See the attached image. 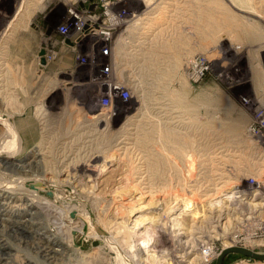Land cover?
Here are the masks:
<instances>
[{"label":"rangeland","instance_id":"rangeland-1","mask_svg":"<svg viewBox=\"0 0 264 264\" xmlns=\"http://www.w3.org/2000/svg\"><path fill=\"white\" fill-rule=\"evenodd\" d=\"M23 1L0 0V115L22 135L25 152L18 158L23 159L36 144L43 145L44 176L53 184L51 189L37 186L39 193L50 199L53 191H62L64 197L58 196L57 206L72 204L91 218L94 227L86 224L84 231L73 233L76 249L87 258L72 255L70 260L76 259L70 264H217L230 247L264 253V0H163L166 4L151 0L149 6L145 5L148 0L117 3L118 9L137 10L138 15L153 20H146L145 28L141 20L135 22L137 16L114 30L112 75L132 93L127 101L117 96L115 113L100 103L101 92L93 80L95 69L78 67L71 52L57 45V28L66 20L65 0H45L37 10L27 9L24 27L13 29L12 20L20 15ZM149 22L152 28H147ZM47 28L52 31V43L46 42V48L48 43L53 57L42 65L39 53L45 48ZM192 63H198L196 71L202 64L208 69L197 74ZM193 153L198 159L194 160ZM202 170L205 174L211 170V174L207 177ZM7 172L6 180L16 177ZM221 172L222 177L215 175ZM215 176L224 181L218 184L221 191L234 187L242 194H236L232 202L215 203L221 199L217 197L220 190L215 197L213 191L206 192L214 187ZM184 197L193 202L187 211H183ZM143 204L150 208L141 211ZM142 216L152 218L143 226L152 227L153 241L150 247L136 244L133 251L121 237L124 232L116 233L115 227L125 223L124 218L123 228L131 229ZM142 231L143 227L138 232ZM201 249L209 254L204 262L199 259ZM30 250L22 245L20 252L14 251L23 259L16 261L24 264L31 258L27 256L34 257ZM225 264L264 261L230 254Z\"/></svg>","mask_w":264,"mask_h":264},{"label":"bare ground","instance_id":"bare-ground-1","mask_svg":"<svg viewBox=\"0 0 264 264\" xmlns=\"http://www.w3.org/2000/svg\"><path fill=\"white\" fill-rule=\"evenodd\" d=\"M45 0H24L23 2L28 5L31 6V8H29L28 6H25L24 3L21 4V7L19 8L20 10V15L18 17L13 18L12 20V25L13 29L16 26L18 27H24L23 26V20L25 19V17L28 15L26 14V10L27 9H33V10H37L38 7H41L43 5ZM153 1V0H152ZM163 1V0H162ZM167 1V0H166ZM192 1V0H191ZM242 1V0H241ZM244 1V0H243ZM242 1V2H243ZM250 1V0H249ZM253 1V0H252ZM251 1V2H252ZM147 4H145L146 6L151 2V0L146 1ZM160 2V1H159ZM164 2V1H163ZM169 2V1H167ZM143 3V1H142ZM165 3V2H164ZM166 4V3H165ZM169 4V3H168ZM246 4H248L246 2ZM245 4V5H246ZM252 4V3H251ZM162 5V4H160ZM243 5V3H242ZM250 4H248L249 6ZM158 6V5H157ZM170 6V4H169ZM186 6V5H185ZM172 7V6H171ZM180 7V6H179ZM247 7V6H245ZM250 7V6H249ZM154 8V7H153ZM157 8V7H155ZM160 8V7H159ZM163 8V6H162ZM166 8H168L166 6ZM177 8V7H176ZM184 8V7H183ZM164 10V9H162ZM180 10V9H178ZM165 11V10H164ZM162 12V11H161ZM171 12V10H170ZM168 13V12H167ZM147 14V13H146ZM161 16V15H160ZM153 17V16H152ZM157 17V16H156ZM28 17H26L27 19ZM151 19L153 20V18H149L146 17L144 18H140L138 20H135V22L140 21L142 22L141 25L143 24H148V22H146V20L151 21ZM145 20V22H144ZM16 22V23H14ZM140 22V23H141ZM166 22V21H165ZM164 22V23H165ZM139 23V24H140ZM153 23V21H152ZM151 23V24H152ZM158 23V22H156ZM138 24V23H137ZM138 24V25H139ZM150 25V22H149ZM164 25V24H163ZM144 26V25H143ZM142 26V27H143ZM147 26V25H146ZM146 26H144L146 28ZM156 26V25H154ZM141 27V26H140ZM153 26H148L147 28H152ZM155 28V27H154ZM16 29V28H15ZM22 29V28H21ZM142 29V28H141ZM140 29V30H141ZM19 30V29H18ZM50 29H48L49 31ZM28 31V30H26ZM47 31V33H48ZM146 31V30H145ZM161 31V29H160ZM139 33V32H138ZM159 33V32H158ZM14 34V33H11ZM29 34V33H28ZM147 34V33H146ZM31 35V34H30ZM137 35V34H136ZM140 35V33H139ZM144 35V34H143ZM146 36V35H145ZM262 37V36H261ZM12 38V37H11ZM139 37H136V40H133L132 45L134 46L137 39ZM145 38V37H144ZM153 38V37H152ZM157 38V36H156ZM8 39V38H7ZM142 39V38H141ZM48 38L46 40V42H48ZM132 41V40H131ZM45 42V45H46ZM57 42V41H56ZM55 42V43H56ZM54 43V44H55ZM142 44H144V42H142ZM141 44V45H142ZM149 44V43H148ZM56 45V44H55ZM153 45V44H152ZM154 46V45H153ZM47 47H48V43H47ZM54 47V46H53ZM150 47V46H149ZM46 48V47H45ZM149 49V48H148ZM156 49V48H155ZM45 49V54L47 55ZM216 50V49H215ZM142 51V50H141ZM212 51V50H211ZM148 52V51H147ZM123 53V52H122ZM136 53V52H135ZM142 53V52H140ZM220 53V51L218 52ZM147 54V53H146ZM156 54V53H155ZM214 54V53H213ZM45 55V56H46ZM132 55V54H131ZM218 55V54H217ZM215 55V56H217ZM137 56V55H136ZM210 56V55H209ZM212 56V54H211ZM220 57V56H219ZM137 58V57H136ZM209 58V57H208ZM123 60V59H122ZM125 60V59H124ZM191 60V59H190ZM189 60V61H190ZM209 60L211 61V59L209 58ZM139 64V63H138ZM2 66V65H0ZM139 66V65H138ZM141 66V65H140ZM142 68V66H141ZM140 68V69H141ZM144 69V68H143ZM141 72V71H140ZM134 74V73H133ZM244 80V79H243ZM248 82L245 80V83ZM237 83V82H236ZM83 86V85H82ZM136 87V86H135ZM91 88V87H90ZM256 94V93H255ZM2 98V97H1ZM181 100V99H179ZM5 101V100H3ZM177 102V101H176ZM258 102V101H257ZM3 103V102H1ZM138 103V102H137ZM6 104V101H5ZM1 105V104H0ZM4 105V104H3ZM2 105V106H3ZM1 106V107H2ZM6 106V105H5ZM264 106V105H263ZM160 107V106H159ZM5 108V107H3ZM2 108V109H3ZM161 108V107H160ZM10 109V108H9ZM138 109V108H137ZM155 109V108H154ZM156 110V109H155ZM164 110V109H163ZM176 110V109H175ZM3 111H5L3 109ZM7 111V110H6ZM153 111V110H152ZM165 111V110H164ZM162 113H165V112ZM173 111V109H172ZM147 112V111H146ZM155 112V111H154ZM167 112V111H166ZM156 113V112H155ZM169 113V112H167ZM172 113V112H171ZM9 114V112H8ZM12 114V113H10ZM15 114V112H14ZM20 114V113H19ZM143 114V113H142ZM151 114V113H150ZM160 114V113H159ZM176 114V113H175ZM165 115H169V114H165ZM174 115V114H173ZM172 115V116H173ZM10 116V115H9ZM12 116V115H11ZM14 116V115H13ZM144 116V115H143ZM148 116V115H147ZM157 116V115H156ZM3 116L0 115V264H23V263H18L17 261L19 260L18 258V253H13L15 252H20L22 245L28 247L29 249H31L32 251L35 252V256H27V257H31L30 259L27 260V262H25L24 264H64V262H69L68 264H70L73 260L71 257L72 255H75L77 257L80 258H87V254H84L82 251H79V249H76L77 245H76V239L75 236H73L74 232H82L84 231V228L86 226V224H90L91 226L93 225L91 222V218L88 217L87 214H82V210L80 211L78 209V207H74V206H70L72 204H68L69 206L66 207H61V206H57L56 204V199L58 198V196H62L63 192L62 191H53V196H51V198L47 199L45 198L44 194L42 195L41 193H39L40 188H46V189H51L52 188V184H50L46 177L44 176V174H46L47 172V168H44V163H45V153H44V149H43V145L41 144H36V146L34 148H31L27 151V154L25 157H23V159L18 158V156L22 153H24L25 151H23V145H22V135H20L18 129L16 128L15 124L7 121L6 119L2 118ZM164 117V116H162ZM181 117V116H180ZM179 117V118H180ZM183 117V116H182ZM152 118V117H151ZM264 118V117H263ZM129 119V118H128ZM145 119V118H143ZM147 119V117H146ZM158 119V118H157ZM168 119V118H167ZM173 119V118H172ZM175 119V118H174ZM177 119V118H176ZM181 119V118H180ZM9 120V119H8ZM141 120V118H140ZM165 120V119H164ZM178 120V119H177ZM182 120V119H181ZM127 121V120H126ZM147 121V120H146ZM180 122V121H179ZM128 123V122H127ZM139 123V122H138ZM141 123V122H140ZM149 123V122H148ZM157 123V122H156ZM163 123V122H162ZM166 123V122H164ZM167 123H171V122H167ZM174 123V122H173ZM184 123V122H183ZM182 123V124H183ZM42 124V123H41ZM186 124V122H185ZM249 124V123H248ZM48 125V124H47ZM152 125V124H151ZM155 125V124H154ZM158 125V124H157ZM176 125V124H175ZM126 126V125H125ZM130 126V125H129ZM123 127V126H121ZM139 127V126H138ZM166 127V126H165ZM182 127V126H181ZM142 128V127H141ZM139 128V129H141ZM157 128V127H155ZM159 128V127H158ZM170 128V127H169ZM174 128V127H173ZM120 129V128H119ZM123 129V128H122ZM128 129V128H127ZM131 129V128H130ZM164 129V128H163ZM43 130V129H42ZM132 130V129H131ZM142 130V129H141ZM171 130V129H170ZM246 130V129H245ZM48 132V130H46ZM120 131V130H119ZM160 131V129H159ZM166 131V130H165ZM247 131V130H246ZM44 132V131H43ZM116 132V131H115ZM162 132V130H161ZM169 132V131H168ZM249 132V131H248ZM46 133V132H45ZM44 133V134H45ZM137 133V132H136ZM135 133V134H136ZM167 131L164 133L166 134ZM172 133V132H171ZM252 133V132H251ZM47 134V133H46ZM49 134V133H48ZM161 134V133H160ZM43 135V134H42ZM126 135V134H125ZM234 135V134H233ZM237 135V134H236ZM45 136V135H43ZM163 136V135H162ZM165 136V135H164ZM241 136V135H238ZM46 137V136H45ZM44 137V138H45ZM50 137V136H49ZM118 137V136H117ZM233 137V136H232ZM236 137V136H235ZM4 138H9L10 140L7 142L4 141ZM43 139V138H41ZM123 139V138H122ZM128 137H125L124 140H127ZM231 139V138H230ZM241 139V138H240ZM239 139V140H240ZM3 140V141H2ZM235 140V139H234ZM263 140V139H262ZM46 142V140H44ZM44 141H42L44 143ZM120 141V140H119ZM123 141V140H122ZM40 143V142H39ZM118 143V142H117ZM201 143V142H200ZM264 143V141H263ZM124 144L126 145V143L124 142H120L119 145ZM128 144V143H127ZM199 144V143H198ZM197 144V145H198ZM45 145V144H44ZM49 145V143H48ZM47 146V145H46ZM122 146V145H121ZM129 146V145H128ZM127 146V147H128ZM199 146V145H198ZM42 147V148H41ZM131 147V146H130ZM223 147V146H222ZM119 148V147H118ZM122 148V147H121ZM120 148V149H121ZM48 149V148H46ZM51 148H49L50 150ZM128 149V148H127ZM220 149V148H219ZM225 149V148H224ZM223 149L222 152H224L225 150ZM118 150V149H117ZM123 150V149H122ZM125 150V148H124ZM130 150V149H129ZM222 150V149H221ZM47 151V150H46ZM45 151V152H46ZM119 151V150H118ZM117 151V153H118ZM132 151V149H131ZM130 151V152H131ZM48 152V151H47ZM50 152V151H49ZM48 152V153H49ZM221 152V151H219ZM218 152V153H219ZM215 153V152H214ZM213 153V154H214ZM50 154L52 155V153L50 152ZM122 154V153H121ZM148 154V153H147ZM194 154V153H193ZM191 156H194V160H195V154ZM200 154V153H199ZM217 154V153H216ZM216 154L214 156H216ZM49 155V154H48ZM149 155V154H148ZM147 155V156H148ZM219 155V154H218ZM146 156V155H145ZM156 156V155H154ZM158 156V155H157ZM203 156V155H201ZM213 156V157H214ZM223 156V153H222ZM221 154L219 157H222ZM264 156V155H263ZM50 157V156H48ZM151 157V155H150ZM212 157V159H213ZM51 158V157H50ZM124 158V157H122ZM121 158V159H122ZM144 158V157H143ZM200 158V157H199ZM204 158V157H203ZM202 158V159H203ZM49 159V158H48ZM71 159V158H70ZM132 159V158H131ZM147 159V158H146ZM198 159V157H197ZM206 159V158H204ZM216 159V158H215ZM264 159V158H263ZM67 160V158L65 159ZM191 160V159H190ZM200 160V159H199ZM223 160V159H222ZM53 161V160H50ZM69 161V160H67ZM198 161V160H197ZM201 161V160H200ZM261 161V160H260ZM66 162V161H65ZM71 162V161H69ZM148 162V161H147ZM220 162V161H219ZM263 162V161H262ZM53 163V162H52ZM72 163V162H71ZM199 163V162H198ZM217 163V162H216ZM47 164V161H46ZM54 164V163H53ZM65 164H70V163H65ZM73 164V163H72ZM71 164V165H72ZM75 164V163H74ZM188 164V163H187ZM218 164V163H217ZM259 164V163H258ZM261 164V163H260ZM52 165V164H51ZM66 165V166H67ZM78 165V164H77ZM139 165V164H138ZM193 165V164H192ZM263 165V164H262ZM55 166V165H54ZM70 166V165H69ZM68 166V167H69ZM83 166V165H81ZM105 166V165H104ZM190 166V165H189ZM201 166V165H200ZM228 166V165H227ZM47 167V166H46ZM50 167L49 162H48V168ZM65 167V166H64ZM63 167V168H64ZM75 167V166H74ZM89 167V165H88ZM138 167V166H137ZM148 167V166H147ZM202 167V166H201ZM56 168V167H54ZM62 168V167H60ZM70 168V167H69ZM45 169V170H44ZM52 169V168H51ZM74 169V168H73ZM87 169V168H86ZM103 169V168H102ZM105 169V168H104ZM139 169V167H138ZM145 169V168H144ZM56 170V169H55ZM62 170V169H61ZM67 169H64V171H66ZM71 170V169H70ZM92 170V169H91ZM100 170V169H99ZM137 170V169H136ZM205 170V168H204ZM214 170V169H211ZM208 170V171H211ZM217 170V169H216ZM215 170V171H216ZM7 171H10L9 173H11L12 175L16 176L14 177L12 180H6L4 177H6V173H8ZM49 171V170H48ZM52 174V171L54 172V170H50ZM58 171V170H57ZM103 171V170H102ZM148 171V170H147ZM189 171L190 173L193 172ZM207 173H210L208 172ZM220 171V170H219ZM218 171V172H219ZM36 172V173H35ZM69 172V171H68ZM71 172V171H70ZM101 172V171H100ZM137 172V171H136ZM140 172V171H139ZM138 172V174H139ZM205 171L202 170V173H204ZM217 172V173H218ZM260 172V171H259ZM35 173V174H34ZM55 173V172H54ZM58 173V172H57ZM148 173V172H147ZM185 173V171H184ZM206 173V174H207ZM213 173V172H212ZM223 172H221V174H216L215 175H220L222 177ZM230 173V172H227ZM226 173V174H227ZM37 174V175H36ZM66 174V173H65ZM100 173H98L99 175ZM196 174V173H195ZM205 174V173H204ZM205 174V175H206ZM211 174V173H210ZM209 174V178L211 177V175ZM255 174V172H254ZM10 175V174H8ZM61 175V174H60ZM101 175V174H100ZM99 175V176H100ZM187 175V174H186ZM214 175V173H213ZM55 176V174H54ZM148 176V175H147ZM207 176V175H206ZM56 177V176H55ZM82 177V175H81ZM84 177V176H83ZM149 177V176H148ZM208 177V176H207ZM213 177V176H212ZM216 177V176H215ZM221 177H216L215 182H213L214 187L209 188L206 190V192H214L212 194L218 193V190H220V185L218 186L219 183H221L223 181V179H221ZM225 177V176H224ZM228 177V176H227ZM230 177V176H229ZM80 178V177H79ZM98 178V177H97ZM139 178V176H138ZM142 178V177H141ZM180 178V177H179ZM248 178V176H247ZM253 178V177H252ZM255 178V177H254ZM59 179V178H58ZM82 179V178H81ZM145 179V178H144ZM147 179V178H146ZM246 179V178H245ZM256 179V178H255ZM258 179V178H257ZM148 180V179H147ZM179 180V179H178ZM222 180V181H220ZM230 180V179H229ZM57 181V180H56ZM80 181V180H79ZM97 181V180H96ZM99 181V180H98ZM140 181V179H139ZM138 181V182H139ZM188 181V180H187ZM209 181V180H208ZM206 182L207 184L210 182ZM210 181H213V179H211ZM177 182V181H176ZM224 182V181H223ZM256 182V181H254ZM140 183V182H139ZM203 183V182H202ZM229 183V182H228ZM61 184V183H60ZM142 184V183H141ZM179 184V183H178ZM206 184V185H207ZM225 184V183H224ZM241 184V183H240ZM255 184V183H254ZM82 185V184H81ZM99 185V184H98ZM212 185V186H213ZM229 185V184H228ZM37 186H40V188L38 189ZM183 186V185H182ZM188 186V185H187ZM194 186V185H193ZM204 188V184L202 185ZM218 186V187H217ZM225 185H223L224 187ZM186 187V186H185ZM207 187H211V186H207ZM228 187V186H227ZM252 187V185H251ZM260 187V186H258ZM95 188V187H94ZM184 188V187H182ZM249 188V187H248ZM247 188V189H248ZM189 189V188H188ZM260 189V188H258ZM161 190V189H160ZM158 190V191H160ZM185 191V190H184ZM202 191V190H201ZM42 192H46L43 191ZM175 192V191H174ZM178 192V191H177ZM197 192V191H196ZM150 194V192H148ZM220 196L217 197H221L220 200L215 201V203H225L226 202H232L233 199H235L237 196L236 194H239L242 192H235L234 191V187L229 188V189H225V190H220L219 192ZM182 194V193H181ZM244 194V193H243ZM247 194V193H246ZM203 195V194H202ZM209 195V193H208ZM204 196V195H203ZM207 197V195H205ZM213 196V195H212ZM64 196H62L61 198H63ZM144 197V196H143ZM167 197V196H166ZM169 197V196H168ZM210 197V196H209ZM207 197V198H209ZM212 197V200L213 198ZM216 197V198H217ZM181 198V196H180ZM211 198V197H210ZM173 199V198H172ZM56 200V201H55ZM93 200V199H92ZM140 200V199H139ZM138 200V201H139ZM159 200V199H158ZM177 200V198L175 199V201ZM206 200V199H205ZM145 201V200H144ZM168 201V200H167ZM182 201V199H181ZM67 202V201H66ZM151 202V201H150ZM165 202V201H164ZM183 202L185 208L183 209V211H187V209H189L190 206H192L193 202L190 198H183ZM214 201L210 202V206H214L215 203H213ZM142 203V201H141ZM144 203V202H143ZM146 203V202H145ZM153 202L149 203L150 205H152ZM156 203V202H155ZM62 204V203H61ZM149 204H143V206L141 205L140 210L142 211L144 208L148 207ZM178 204V203H177ZM206 204V203H205ZM74 205V204H73ZM108 205V204H107ZM155 205V204H154ZM152 205V206H154ZM165 205V204H164ZM167 205V204H166ZM218 205V204H217ZM220 205V204H219ZM259 205V204H258ZM64 206V205H63ZM111 206V205H110ZM179 206V205H178ZM195 206V205H194ZM209 206V207H210ZM100 207V206H99ZM155 207V206H154ZM170 207V206H169ZM174 207V206H173ZM101 208V207H100ZM134 208V207H131ZM150 208V207H148ZM226 208V207H225ZM135 209V208H134ZM196 209V208H195ZM209 209V208H208ZM224 209V207H223ZM104 210V209H103ZM133 211V209H131ZM130 210V211H131ZM139 210V211H140ZM171 210V209H170ZM221 210V208L219 209V211ZM115 211V210H114ZM128 211V213L130 212ZM167 211V210H166ZM176 211V210H175ZM182 211V210H181ZM87 212V210H86ZM173 212V211H172ZM89 213V212H88ZM105 213V212H104ZM127 213V214H128ZM221 213V212H220ZM131 214V213H130ZM135 214V213H134ZM183 214V213H181ZM85 217H84V216ZM168 215V214H167ZM180 215V214H179ZM73 216V217H72ZM112 216V215H111ZM157 216V215H156ZM177 216V215H176ZM117 217V216H116ZM115 217V218H116ZM158 217V216H157ZM163 217V216H162ZM178 217V216H177ZM104 218V217H103ZM114 218V219H115ZM154 218V217H153ZM171 218V217H170ZM100 219V218H98ZM151 220L152 218L148 217V216H142V217H137V219L135 220V224L134 227L131 229H125L123 228L124 226H122L123 224L125 225L127 223V220L125 221L123 218V221L125 223H123L121 226H118L117 222L115 224H117V228L116 229V233H121L124 232L121 237L123 238L124 241H126V247H128V249L130 248L131 250H133L136 247V244H141V246H146L148 247L150 245V243L153 241L151 239L153 230L152 227H147V226H143L146 221ZM156 219V218H155ZM154 219V220H155ZM180 219V218H179ZM228 219V218H227ZM233 219V218H232ZM113 220V219H112ZM129 220V219H128ZM157 220V219H156ZM101 221V220H100ZM99 221V222H100ZM122 221V220H121ZM153 221V220H152ZM151 221V222H152ZM174 222L178 221V219H174ZM181 221V220H180ZM179 221V222H180ZM185 221H187L185 219ZM229 221V220H228ZM231 221V220H230ZM111 222V221H110ZM115 222V221H114ZM154 222V221H153ZM152 222V224H153ZM160 222V221H159ZM101 223V222H100ZM102 223H106L103 222ZM101 223V224H102ZM119 223V222H118ZM130 223V222H129ZM155 223V222H154ZM191 223V222H190ZM107 224V223H106ZM150 224V223H149ZM166 224V223H165ZM103 225V224H102ZM109 225V223L107 224V226ZM174 225V224H173ZM177 225V224H175ZM179 225V224H178ZM32 226H38V228L36 227L35 230H33V228L31 229ZM115 225H113L114 227ZM192 226V225H191ZM89 227V226H87ZM94 227V225H93ZM92 227V228H93ZM111 227V225L109 226V228ZM127 227V226H126ZM143 227V229H145V231L143 232H138L141 228ZM180 227V226H179ZM194 227V226H193ZM106 228V227H105ZM112 228V227H111ZM122 228L125 229L124 231H122ZM154 228V227H153ZM171 228V227H170ZM185 228V227H184ZM93 229H97V228H93ZM107 229V228H106ZM228 229V228H227ZM173 230V229H172ZM179 230V229H178ZM92 231V230H91ZM94 231V230H93ZM189 231V230H188ZM192 231V230H190ZM229 231V230H227ZM236 231V230H235ZM97 232V231H96ZM174 232V231H173ZM113 233V231H112ZM115 233V234H116ZM172 233V232H171ZM175 233V232H174ZM231 234V233H230ZM118 235V234H117ZM121 235V234H120ZM119 235V236H120ZM77 236V235H76ZM99 236V235H98ZM216 236V235H215ZM214 236V237H215ZM96 238V236H93ZM118 237V236H117ZM120 237V238H121ZM136 237V240H134V238ZM218 237V236H217ZM110 238V237H109ZM119 238V240H120ZM153 238V237H152ZM112 239V238H111ZM230 239V238H229ZM117 240V239H116ZM118 240V241H119ZM132 240V241H131ZM188 240V239H187ZM110 241V240H109ZM117 241V244H119ZM120 242V241H119ZM125 245V242H122ZM190 243V241H189ZM120 245V244H119ZM122 246V245H121ZM139 246V245H138ZM101 247V246H100ZM113 247V246H112ZM150 247V246H149ZM152 247V246H151ZM192 247V246H191ZM206 247V246H205ZM226 247H230V244L227 242L226 243ZM24 248V247H23ZM124 248V247H123ZM122 248V249H123ZM142 248V247H141ZM154 248V247H153ZM101 249V248H100ZM112 249V248H111ZM116 249V248H114ZM174 249V248H173ZM23 250V249H22ZM26 250V249H25ZM30 250V251H31ZM97 250V249H96ZM150 250V249H149ZM203 250V252L201 253V258L200 261H205L206 257L209 256V254L205 251L206 249H201ZM24 251V250H23ZM29 251V250H28ZM98 251V250H97ZM134 251V250H133ZM168 251V250H167ZM4 252H6L7 254H5L4 256ZM132 252V251H131ZM151 252V251H150ZM106 253V252H105ZM155 253V252H154ZM153 253V254H154ZM199 253V252H198ZM22 254V253H21ZM20 254V255H21ZM138 254V253H137ZM149 254V253H148ZM152 254V255H153ZM183 255V254H182ZM8 256V257H7ZM25 256V255H24ZM89 256V255H88ZM101 256V255H100ZM121 255H119L120 257ZM131 256V255H130ZM185 256V255H183ZM40 257V258H39ZM109 257V256H107ZM118 257V258H119ZM133 257V256H132ZM149 258V256H147ZM156 257V256H155ZM182 257V256H181ZM22 259V256L20 257ZM89 258V257H88ZM123 258V257H122ZM179 258V257H178ZM185 258V257H184ZM20 259V260H21ZM76 259V258H75ZM74 259V260H75ZM78 259V258H77ZM152 259V258H151ZM160 259V258H159ZM166 259V258H165ZM197 259V261L199 260ZM17 260V261H16ZM19 260V261H20ZM23 260V259H22ZM21 260V261H22ZM79 260V259H78ZM76 260V261H78ZM85 260V259H84ZM93 260V259H92ZM121 260V257L120 259ZM137 260V259H136ZM154 260V259H152ZM182 260V258H181ZM87 261V259H86ZM89 261V260H88ZM118 261V260H117ZM123 261V260H121ZM151 261V260H150ZM156 261V260H155ZM158 261V260H157ZM163 261V260H162ZM23 262V261H22ZM74 262V261H73ZM72 262V263H73ZM84 262V261H83ZM105 262V261H104ZM103 262V263H104ZM111 262V261H110ZM195 262V261H194ZM80 263V262H77ZM76 263V264H77ZM82 263V262H81ZM80 263V264H81ZM85 263V262H84ZM89 263V262H88ZM92 263V262H90ZM106 263V262H105ZM117 263V262H116ZM122 263V262H121ZM144 263V262H143ZM152 263V262H151ZM155 263V262H154ZM158 263V262H157ZM165 263V262H164ZM196 263H200L199 261ZM195 263V264H196ZM86 264V263H85ZM109 264V263H108ZM111 264V263H110Z\"/></svg>","mask_w":264,"mask_h":264},{"label":"built area","instance_id":"built-area-1","mask_svg":"<svg viewBox=\"0 0 264 264\" xmlns=\"http://www.w3.org/2000/svg\"><path fill=\"white\" fill-rule=\"evenodd\" d=\"M119 2L124 0H65L63 4L66 20L57 28V45L61 44L63 49L71 52L78 67L92 66L95 69L96 76L93 80L97 82V88L101 92L100 103L112 113L117 112L114 105L117 96L122 101H127L132 96L130 88L115 80L112 75L115 61L114 30L137 16L145 18L138 15L137 10L116 8ZM114 4L115 8H112ZM48 40L52 43L51 35H48ZM48 52L46 60L53 57ZM203 65L196 71L198 63H192V69L197 74L204 73L208 67Z\"/></svg>","mask_w":264,"mask_h":264},{"label":"water","instance_id":"water-1","mask_svg":"<svg viewBox=\"0 0 264 264\" xmlns=\"http://www.w3.org/2000/svg\"><path fill=\"white\" fill-rule=\"evenodd\" d=\"M51 29L48 31V35L51 34ZM42 47H46L45 45V42L42 43ZM40 63L42 65H46L47 61H46V58H45V48L42 49L40 51ZM230 254H240V255H244V256H248L250 258H253V259H256V260H259V261H264V253H257V252H254L252 250H249V249H246V248H242V247H230V248H227L225 249L222 253H221V256L217 262V264H225L228 256Z\"/></svg>","mask_w":264,"mask_h":264},{"label":"crops","instance_id":"crops-1","mask_svg":"<svg viewBox=\"0 0 264 264\" xmlns=\"http://www.w3.org/2000/svg\"><path fill=\"white\" fill-rule=\"evenodd\" d=\"M46 34H47V29H46ZM47 38H48V36L46 35H43V39H45V41L44 42H46V40H47ZM50 42V41H49ZM45 49H48V51H50V48H45ZM49 54H50V52H48ZM40 54V53H39ZM46 55V54H45ZM39 58H40V56H39ZM45 58H46V56H45Z\"/></svg>","mask_w":264,"mask_h":264}]
</instances>
